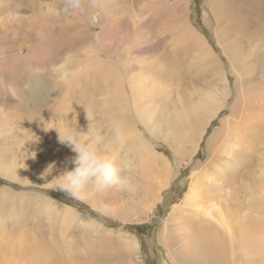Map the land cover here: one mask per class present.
Returning <instances> with one entry per match:
<instances>
[{
  "label": "rangeland",
  "instance_id": "obj_1",
  "mask_svg": "<svg viewBox=\"0 0 264 264\" xmlns=\"http://www.w3.org/2000/svg\"><path fill=\"white\" fill-rule=\"evenodd\" d=\"M28 1L8 0L7 4L10 5V10L8 9L6 12L0 2V25L2 26L4 18L15 17L16 21H21L18 26L22 28L14 33L2 32L0 29V162L4 166H12L19 160L16 165L19 163L18 167L26 169L28 173V177L16 181L0 175V264L7 262L4 259H14L11 257V253L14 249L19 248L22 240L27 243L31 240L41 241L42 237L49 235V237L54 236L60 241L62 240L66 245L73 246L79 243L78 241L80 240H83V242L87 241L90 244L92 243V238L95 237L94 226L90 223L92 221L104 227L106 231H110L111 236H107L112 241H116L120 233L138 238L142 248V258L138 257L139 263L172 264L168 256V250L164 247L163 241L160 242L163 229L168 224H171L170 217L173 219L178 217L179 211L177 210H184V208L195 210V208L190 209L191 207L187 206L189 199H186L192 178L197 179L196 183L198 182L197 185L201 190L200 194L206 192L205 189L208 184L205 183L207 173L205 168L210 166L214 156L213 150H209L211 147L210 142L214 141L212 138L213 136L215 137V133L222 129V123L229 118L233 120L236 114L234 121L237 124L233 121L234 128L231 127L233 131L235 129L230 139L233 144L231 146H235L236 141L234 140L241 138V146L243 148L238 146L234 148H237L243 155L237 153L238 155L234 156L235 159L231 158L236 160V163L231 164L232 167L230 165L228 168H222V177L223 174H225L224 176L233 174V181L237 182L233 186L232 195L234 194L235 199H238L241 210H244V207H246V210L250 207L248 204L254 195L258 196H254L256 202L258 201L255 206L256 210H264V205L260 202L259 195V193H264V175L260 172L262 171L261 167L262 169L264 168V125L262 124V120L264 121V35L258 36V39H252V41H248L249 38L244 41L237 34L238 36H231L234 39L233 45L229 43L230 41L226 42L228 47L230 46L229 48H232V51L235 52L238 59L236 68L245 72L248 76L244 81L245 91L252 98V102H255L254 104L252 103L251 108L252 112H255L256 117L255 115L254 117L251 116L253 113H249L250 118L253 119L246 126L248 120L245 119L246 114L243 115L242 106L239 102L241 96L237 99L239 95L237 96L236 92L237 81L239 78H244V74H239L238 76L233 74L231 71L232 61L223 53L224 51L218 42L217 36L216 38L214 36L217 20L210 12L213 7L211 2H207V0H170V4L174 5V8H171L172 13L171 11L162 12L160 9L158 10L157 5H155L154 9L147 12L149 0H130L133 4H130L131 10L130 8L126 10L128 6L126 3L129 0H105L104 3H101L102 6L98 5L99 0H91L90 4L87 5L79 4L80 0H45L48 5L43 8L39 7V12L36 11L37 13L33 14L29 5L34 6V3ZM85 1L87 2V0ZM156 1L168 2V0ZM259 1H256V4L253 0L254 10L264 13V0ZM83 3H85L84 0ZM184 7L190 12L188 19L189 26L195 30L193 33L195 35L199 33L203 36L204 41L210 44V49L220 61L223 70H220L219 65L211 62L207 64L201 58L195 56L198 54L197 49H199L196 39L193 41V39L189 38L190 40L186 41L179 36L177 37V35H173L172 32L166 31L169 26V16L176 15V13L181 14L180 11L182 12ZM47 8L49 9L47 18H45L44 22H41L40 17L45 14ZM121 12H124V14H121ZM34 16H36L34 19H37L36 22H38L36 23L37 29L34 24L27 26V23H24L25 19ZM15 23H13L14 26L16 25ZM1 26L0 28H2ZM26 27L28 30H26ZM224 34L229 37L225 32H222L221 35ZM242 37L244 38V36ZM92 44L93 46H91ZM194 44L197 45L194 46ZM195 51L197 52L195 53ZM18 54L21 55V58L15 60L13 57ZM95 54H101L103 62H92L90 59ZM7 56L9 58L6 61ZM174 58L176 60L173 62ZM112 61L117 64L114 69H119L118 75L122 76L125 73H130L131 75L129 76H132V81H139V84H143V79L147 81L146 83L144 82V85L150 92L158 89L159 92H155L161 96L154 92L155 95L147 102V105L158 107V111H167L166 115L160 119L163 126L162 130H169L170 128V131H166L167 135L174 133L173 138L176 137L178 140L177 136L181 137L179 141L175 142L174 139L176 140V138L168 139V137L151 133L150 129L139 121L134 110L129 111L127 118H122L123 113L120 112L122 104L118 98V93L121 90L116 85L115 80L106 77L108 73L113 72L108 66L109 64L111 66ZM107 62L108 64H105ZM53 64H66L69 68L77 71L78 75L67 86L58 83L57 78L49 71V66ZM91 64L93 65L91 66ZM205 66H208V68ZM211 66H214V69ZM143 67L145 69H140ZM30 71L35 72L37 75L41 90L38 91L39 88L27 89V93L30 96L20 95V93H24L28 84H32L31 82L26 83ZM149 71L154 73L150 74ZM53 79L56 81L54 82ZM125 85H127L128 96L131 100L130 87L127 82ZM153 85L156 86L154 87ZM151 86L153 87L151 88ZM227 88L230 94L228 105L221 109L222 112L210 123L203 136L198 138V134H188L186 129L189 126H183L185 129L182 125L177 124L178 114H181L185 108H188L189 113H193L195 104L202 100L200 99L201 96L204 95L202 97L204 98L210 92V94H217L227 91ZM39 94L44 95L43 102L45 106H43L42 115H39V111L33 108L36 103L33 99ZM142 98L143 96L138 99ZM221 98L218 97V101ZM22 99H27L28 110H34L36 113L34 112L30 115L26 112V115L23 114V109L21 108L23 106ZM48 105L49 107H46ZM188 105L189 107H187ZM233 105L236 106L234 107ZM255 105L260 107L256 108ZM85 107L88 109L89 114L94 117L95 131H100L101 129L104 134L111 136L110 121L113 119L120 120L123 125L127 126V130L136 129L149 147L159 155L161 154V158L169 160L166 161L169 165L161 162L160 160L162 159L157 161L155 159V166L152 165L151 156L148 159L150 154L146 150L149 147L141 143V140H137V145L130 135L129 137L131 138H128L129 143L127 142L123 148L109 143L107 150L116 158L117 163H122L125 159L131 161V167L125 173L128 177L126 187L106 189L103 192L94 194L88 201L82 202L70 198L64 191L44 185L46 181L41 178L42 172L50 158H53L55 150L63 145L65 146V144L60 145L59 142H56L58 148H52L53 140L57 138V135H55L57 132L55 130L45 131L44 124L51 128L56 125L57 121H64L70 127L74 124L73 129L77 126L80 129V126L83 125L84 116H86V120L88 119ZM261 107L263 110L260 113L258 109ZM234 109H237L235 110L236 114L232 113ZM76 114L80 123L75 117ZM230 114L233 115L230 116ZM238 126L242 127L239 128ZM175 129L178 135H176ZM43 132H47L45 133L46 135ZM184 137L185 141L182 139ZM193 137H196V139ZM259 138L261 139L258 140ZM175 143H178V145ZM66 146L65 149L61 148L63 151L60 148L58 149L63 153L64 165L62 163L57 168L56 174L64 169L63 166L69 169L73 166L70 161L75 156V153L72 152L69 146V148ZM139 146L143 149L137 148ZM173 146L177 149L186 147V151H182V156H179L180 154L177 155L175 153ZM7 150L12 153L9 154ZM45 152L47 153L43 154ZM65 152L66 154H64ZM246 152L248 155H246ZM1 153H5V156ZM16 154L18 155L16 156ZM33 154L35 157H33ZM134 155L137 157H134ZM237 156L239 157L237 158ZM228 157L232 156L228 154ZM147 160L149 161L148 163L146 162ZM12 162L14 163L12 164ZM49 162H52V160ZM194 171L196 175L192 176ZM245 176L248 184L243 186L239 179ZM256 177L260 180L256 179ZM48 179L51 180V177H48ZM202 180L203 182H201ZM222 184L220 183L219 188L218 186L213 187L211 194L214 192L218 195H224ZM250 188L252 191H250ZM246 190L250 195H248L249 193ZM243 194L245 195L243 196ZM243 200L248 201L247 205H245L246 203ZM201 207L199 205L197 209L202 210ZM60 215L59 221L58 217ZM75 215L76 219L75 217H70ZM124 216H127L128 219H123ZM66 217L67 222L70 224L65 221ZM69 217L71 221H68ZM82 218H88L91 221L84 223L85 221ZM76 221L78 224L75 223ZM44 226H46V229ZM58 228L59 230H57ZM73 235L77 237L78 241L75 240V242L72 239V237L75 239ZM136 259L132 264L137 262ZM77 260L79 264H82V258L78 257ZM18 263L20 264L19 261ZM86 263L91 264V261L83 264Z\"/></svg>",
  "mask_w": 264,
  "mask_h": 264
},
{
  "label": "bare ground",
  "instance_id": "obj_2",
  "mask_svg": "<svg viewBox=\"0 0 264 264\" xmlns=\"http://www.w3.org/2000/svg\"><path fill=\"white\" fill-rule=\"evenodd\" d=\"M181 1H184V0H181ZM256 1L258 2V0H254V2H256ZM0 2L3 4V7L5 8V12L8 11V9L10 10V5L7 4L8 0H0ZM28 2L34 3V6L29 5L31 13H33V14L39 12V7L43 8L44 6L48 5V4H46L45 0H29ZM84 2L85 3H83V0H80L79 4L87 5V4H90L91 0H87V2L84 0ZM104 2H105V0H99L98 5L102 6L101 3H104ZM148 2H150V3L149 4L147 3L148 4V6H147L148 11L147 12H149L151 9H154L155 5H157V9L158 10L160 9L162 12H170L171 8H174V5L170 4V0H168V2H166V1L165 2L164 1L157 2L156 0H149ZM207 2H211V4H213L212 10L210 12L212 13V15L215 16V18L217 20L216 21L217 26H216V28H214V36H215V38L217 36L218 42L222 46V50L224 51L223 53L232 61L231 62L232 63L231 64V69H232L231 71L233 72V74L235 76H238L239 74H242V75L244 74V78H239L237 81L236 92H237V96L238 95L239 96H238V98L237 97L236 98L239 99L241 96V100L239 102H240V105L242 106L243 115L246 114L245 119H247L248 121H247V123L246 122L245 123L247 126L248 122L251 119H253V118H250L249 113H253V115H251L253 117L255 115V112H252V108H251V105H253L255 102L254 103L252 102V98H250L247 94L248 92L245 91L244 81L248 76L246 75L245 72H242L241 70L239 71L236 68V63H238V59L236 58L235 52L232 51V48H229L230 46L228 47V45H227L228 43H226V42L230 41L229 43L231 45H233L234 39H232L231 36H235L237 34L240 35L239 36L240 39H242L244 41L247 38H249L248 41H252V39H256V38L258 39V36L264 35L263 34L264 33V13H259L258 11L254 10L253 0H207ZM257 2H256V4H257ZM126 4L128 5L126 10H128V8H130V10H131L130 4H132V3L130 2V0ZM263 5H264V3H263ZM181 7H183V6L181 5ZM114 8H116V7H114ZM259 11H261V10H259ZM47 12H49L48 8L45 11V14L40 17L41 22H44L45 18H47L46 17ZM180 13L181 14L176 13V15L173 14V15L169 16V20H168L169 26L168 27L166 26L168 28V29L166 28V31L167 32L170 31V32H172L173 35H177V37L179 36L180 38H183L186 41H189L190 40L189 38L193 39V41H194V39H196L198 41V44H199L198 45L199 47L198 46H196V47H198L199 49H197L198 54L195 56L197 58H201L202 61H205L207 64L209 62H211L213 64L219 65L220 70H223L222 65H220V61H218L214 52H212V50L210 49V44L205 42L203 39V36L200 35L199 33H197L196 35H195V33H193L195 30H194V28H191L189 26L188 16L190 15V12L187 10V8L184 7L182 12L180 11ZM121 14H124V12H121ZM11 17H12V15H11ZM34 18H36V16L29 17V18L25 19L24 23L25 24L27 23V26L29 24H34V26L36 27V23H38V22H36L37 19L35 20ZM164 19H166V18H164ZM20 22H21L20 20L16 21L15 17L4 18V20L2 21V26L0 25L2 28H0V29L2 30V32L14 33L15 31L22 29L20 26H18V24ZM220 22H222V23L225 22L226 24L224 23L222 25V23L220 24ZM13 23H15L16 25L14 26ZM36 29H37V27H36ZM26 30H28L27 27H26ZM222 32L227 33L229 37H227L225 34H224L225 36L221 35ZM7 35H9V34H7ZM242 36H244V38ZM239 37H238V39H239ZM260 39H261V37H260ZM177 40H179V39H177ZM195 45H197V44H194V46ZM91 46H93V44ZM196 52L197 51H195V53ZM8 58L9 57L7 56L6 61ZM13 58L15 60L20 59L21 55L18 54L16 57H13ZM101 59H102L101 54H95V55H93V57L90 60L92 62L97 63V62H103V60H101ZM174 60H176V58L173 59V62H174ZM107 61H109V60H107ZM88 64H89V62H88ZM105 64H108V62ZM92 65L93 64H91V66ZM115 65H117V64L114 63L113 61H112L111 66H110V64L108 65L113 70V72L111 71L110 73L107 74V76L106 75L105 76L115 80L116 85L121 90V92L118 93V98L122 104V106H121L122 110H120V112L123 113L122 118H124V119L127 118V116H128L127 114L130 113L129 111L134 110L137 114V117L139 118V121L144 123L147 126V128L150 129L151 133H153L155 135L156 134L162 135L163 137H168V139L176 138V137L173 138L174 133L170 134L171 136L169 134L167 135L166 131H170V128H169V130H162L163 126L160 122V119L166 115L167 111H165V112L163 110L158 111L157 110L158 107H152L151 105H149V106L147 105V102H149L153 98V95H155L154 92L158 91V89L155 90L153 88L154 91L152 90L153 92H150V90L147 89L146 86L144 85L147 81H144V79H143V84H139L140 83L139 81H132L131 80L132 76H129V75H131L130 73H125L122 76L118 75L119 69L115 70L114 69L116 67ZM203 65H205V64H203ZM97 66H98V64H97ZM132 67L134 68V66H132ZM136 67L138 68V66H136ZM205 67L208 68V66H205ZM239 67H240V65H239ZM126 68H128V67H126ZM211 68L214 69V66H211ZM140 69H145V68L143 67ZM246 69H248V68H246ZM105 70H104V72H105ZM115 71H117V72L114 73ZM210 71H212V70H210ZM139 73H141V72L139 71ZM149 73L153 74L154 72L151 73L149 71ZM43 76L46 77L45 75H43ZM40 78L44 79L43 77H40ZM144 78H145V76H144ZM37 79L38 78H37V75L35 74V72L30 71V73L28 74V79H27L26 83L31 82L32 84L31 85L28 84L24 90V93H20V95L24 94L26 96H30L27 93V89L30 90L33 88H37V89L39 88L38 91L41 90L40 84L37 81ZM155 80H156V78H155ZM53 81H54V79H53ZM126 82L130 87L131 100L129 99V96H128L129 91L127 90V85H125ZM149 83H148V85H149ZM263 83H264V80H263ZM153 86H151V88ZM263 86H264V84H263ZM148 87H150V86H148ZM246 90H247V87H246ZM228 92H229V89L227 88V91L219 92L217 94H210L211 93L210 92L209 95L207 97H204V98H202L204 95L201 96L200 99H202V100L200 102L197 101L198 103L195 104L193 113H189L188 108H185L183 106L185 109L183 110V112L181 114H178L179 116L177 115L178 116V118H177L178 123L177 124H179L180 126L182 125V127L183 126H189L188 129L190 132L188 131V129L183 127L187 130L186 132H188V134L189 133H191L192 135L198 134L197 135L198 138H199V136H203L205 134L207 128L209 127L210 123L217 117L218 114H220V112H222L221 109L225 108V106L227 107L228 99L230 97V94ZM249 92H251V91L249 90ZM155 93H157V92H155ZM254 93H256V92H254ZM254 93H252V94H254ZM157 95H160V94L157 93ZM141 96H143V98L138 99ZM218 97H222L220 101H218ZM23 98H25V97H23ZM243 98H245V99L243 100ZM49 99H50V96H49ZM159 99H161V98H159ZM33 100L36 101L34 106L32 104L33 108L35 110L39 111V113H40L39 115H42L41 113H42V110L44 109L43 106H45L44 102H43L44 95L39 94L36 97H34ZM21 102L23 104V106H21V108L23 109L22 110L23 114L26 115V112H28L30 115L34 112L36 113V111H34V110H28L27 99H22ZM46 102L49 103L48 101H46ZM47 103H45V104H47ZM50 103H53V102H50ZM182 104H183V101H182ZM157 105H159V104H157ZM46 107H49V105ZM118 107H119V105H118ZM187 107H189V105ZM258 107H260V106H256V108H258ZM235 110H237V109L232 110L233 114H236ZM253 110H254V108H253ZM262 110H263L262 107L260 109H258V111L260 113L262 112ZM47 112H48V110H47ZM133 114H132V116H133ZM233 114H230V116H232ZM78 115H80V114H78ZM236 115L233 117L234 118L233 120H231L232 118L231 119L229 118L222 123V126H223V127H221L222 129L217 131L216 133L214 132L215 137L213 136V138H212V139H214V141L210 142L211 147L209 150L210 151L213 150L212 152H213L214 156H213V161L210 163V166L205 168V172H207L206 177H205V179H206L205 183L208 184V186L205 189L206 192L200 194L201 190H200L199 186L197 185L198 182L196 183L197 179H194V177L192 178L193 180H192V183L190 185V190H189V193H188L186 199L187 200L189 199L187 202V206L191 207L190 209L195 208V210H193V209L187 210L186 208H184V210H177V211H179L178 217H176V219H173L172 217H170L171 224H168L163 229V232H162L163 234L161 236L162 240H160V242L163 241L164 247L168 250V256H169V259L172 262V264H264V210H256L255 206L257 205L258 201L256 202V200L254 198V196H255L254 194H252L254 196L252 197V200L248 204V205H250V207L247 208V210H246V207H244V210H241V208L239 206L238 199H235L234 194L232 195L233 186H235L237 181H235V182L233 181V177H234L233 174L232 175L228 174L227 176H224L225 174H223V177H222V172H221L222 168L223 169L225 167L228 168L231 164L236 163L235 162L236 160H233L231 158L235 159L234 156L237 153L241 154V152H239L237 148H234L235 146H238L239 148L242 147L241 146V143H242L241 138L234 140V141H236L234 147L231 146L232 143L230 140L231 135L233 134L232 132L235 131V129H234V131L232 129L234 128L233 127V124H234L233 121L235 120ZM30 117H32V116H30ZM75 117L78 119L77 114ZM85 117L86 116H84V120L82 121L83 125H81L80 129H79L81 131H87L88 127L91 123L88 119L86 120ZM255 117H256V115H255ZM132 118H134V117H132ZM98 121H100V120H98ZM78 122L80 123V120ZM259 122H261V121H259ZM74 123H77V122H74ZM262 124L264 125L263 120H262ZM73 125L71 127H73ZM163 125H165V124H163ZM124 127L127 128L126 125H124ZM231 127H233V128L231 129ZM240 127H242V126H240ZM165 128H167V127H165ZM185 129H184V131H185ZM135 130L136 129L129 130L131 133L132 139L135 140L136 143H137V140H141L142 141L141 143L146 144L142 135L137 130L136 131ZM176 131L177 130L175 129V132ZM246 131H248V130L246 129ZM186 132H184V133H186ZM43 133H44V135H46L45 133H47V132H43ZM96 133L98 135H100L102 137V140H103V143L100 145L101 149L107 151L110 136H108L107 134H104L101 131V129H100V131H96ZM55 135H57L56 136L57 138L55 140H53L54 144L52 145L53 146L52 148L57 149L58 147L56 146L57 145L56 142H59L58 141V133L57 134L55 133ZM176 135H178V133ZM45 137H47V136H45ZM177 137H178V140H177V138H176V140L174 139L175 142L179 141V139L181 138V137L179 138V136H177ZM129 138H131V137H129ZM190 138H191V136H190ZM193 138L196 139V137H193ZM39 139H41V138H39ZM182 139H184L183 141H185V137ZM260 139L261 138H259L258 140H260ZM13 140H14V138H13ZM127 142L129 143V141H127ZM253 143L255 144V142H253ZM172 144H173V142H172ZM175 144L178 145V143H175ZM60 145H61V143H60ZM130 145H132V143H130ZM137 145H138V143H137ZM141 145H143V144H141ZM63 146H61L59 148L65 149L66 145L64 147ZM134 146H135V144H134ZM170 146H172V145H170ZM12 147H10L11 150H13ZM55 147H57V148H55ZM66 147L69 148L68 146H66ZM181 147H184V146H181ZM10 148H7V149H10ZM137 148L143 149V148H141V146H139ZM185 148L184 149H177L174 147V150L176 151L175 153L177 155L180 154L179 156H182V151H184ZM14 149L16 150L15 146H14ZM58 149L55 150V152L52 156L53 158H50V160H52V162L55 161L57 163V168L63 163V158H64L63 153H62L63 150L61 149L62 151H60ZM187 149H188V147H187ZM42 150H43V148H42ZM66 150H70V149H66ZM146 150L150 154V155H148V159L151 156V162H152V165H154V166H155V162L158 159H162L160 161L164 162V163H167L166 161H169L167 159L165 160V159L161 158L162 155L160 154L161 155L160 156L151 147L147 148ZM7 152H8V150H7ZM47 152H45L43 154H46ZM66 152L64 154H66ZM8 153L10 154L12 152L9 151ZM133 153H134V151H133ZM1 154H3L5 156V153H1ZM67 154H68V152H67ZM228 154H230V156H232V157H228ZM17 155L18 154H16V156ZM241 155H243V154H241ZM246 155H248L247 152H246ZM46 156L50 157L51 154H50V156L49 155H46ZM239 156H237V158ZM134 157H137V156L134 155ZM144 159H145V157H144ZM155 159H156V161H155ZM210 159H212V158H210ZM45 161H47V160H45ZM49 161H48V163H50ZM9 162H10V160H9ZM15 162H16V160H15ZM146 162L148 163L149 161L147 160ZM6 163H7V161H6ZM13 163L14 162H12V164ZM16 163H15V165L11 164L12 166H4L0 162V175H3L6 178H8L10 180H15V181L19 180V179L22 180V179H25L26 177H28V173H27L26 169H24L22 167H18L19 163L17 165H16ZM158 164H159V162H158ZM36 165H38V164H36ZM63 165H64V163H63ZM259 165H260V163H259ZM138 166H139V164H138ZM260 166H259V168H260ZM263 166H264V164H263ZM33 167L36 168V166H34V165H33ZM63 167L65 168V166H63ZM231 167H232V165H231ZM263 169L261 167L262 171H260V172H262V174L264 175ZM131 171H132V169H131ZM37 173H38V171H37ZM165 173H166V171H165ZM195 173L196 172L194 171V174L192 176H195L196 175ZM29 174H31V173L29 172ZM235 174H237V173H235ZM256 179H258V178L256 177ZM258 180H260V179H258ZM201 182H203V180ZM239 182H241V184H243V186L248 184V182L246 181V176L239 179ZM249 182H251V181H249ZM220 183H223L222 188L224 189V195H218L214 192L211 194V190L213 189V187L218 186V188H219ZM256 186H253V187H256ZM217 190H220V189H217ZM238 190H239V188H238ZM250 191H252L251 188H250ZM239 192H240V190H239ZM254 192H256V191H254ZM247 193H249V192L247 191ZM240 194H241V192H240ZM244 195L245 194H243V196ZM248 195H250V193ZM259 195H260V202L264 205V193H259ZM255 197H258V196H255ZM202 198H203V200H202ZM246 200H243L244 203H246L245 205H247V202H248V201L246 202ZM199 205L202 206L201 207L202 210L197 209V208H199ZM205 205H206V207H205ZM204 209H206V210H204ZM67 216H69V215H67ZM60 217H61V215L58 217V220ZM70 217H75V219H76V215L70 216ZM70 217H69L68 221H71ZM123 219H128V218H127V216H124ZM82 220L85 221L84 223H86V222L89 223L91 221L88 218H86V219L82 218ZM87 220H89V221H87ZM52 221H54V220H52ZM65 221L67 222V217L65 218ZM67 223H69V222H67ZM75 223H77V221ZM90 223H92V225L94 226L93 232L95 234V237L92 238V243H90V244L87 243V241L86 242H83V240L78 241L77 237H75L73 235L75 237V239L73 237H72V239L74 241L77 240L79 243H77L73 246L66 245V244H64V242L62 240L60 241V239L55 238L54 236H52L53 237L52 238V237H49V235H48L46 237H42L41 241L31 240L27 243L26 241L24 242L22 240V242H20V244H19V248L14 249L13 252L11 253V257H13L14 259H12V260L4 259V260H7L8 264H19L18 261L20 262V264H47L49 262L51 264H79L77 258L80 257V258H82V261H81L82 264L85 262H89V261H91V264H128V263L132 264V262H134V260L137 258L136 263L137 264H143V263L138 262V260H139L138 257L142 258V248H141V244H140L138 238L130 237V236H127L125 234L120 233L118 235L119 238L116 239V241H112L111 238H108V236H107V235L111 234L110 231H108V230L106 231L104 227L97 225V223H95L93 221ZM72 224H74V223H72ZM82 225H83V222H82ZM44 227L46 229V226H44ZM47 230H48V228H47ZM57 230H59V228ZM60 230H62V229H60ZM55 232H53V233H55ZM62 232H64V231H62ZM64 235H66V234H64ZM57 236H60V235H57ZM80 238H81V236H80ZM66 241H68V240H66ZM16 245H18V244H16ZM6 263H4V264H6Z\"/></svg>",
  "mask_w": 264,
  "mask_h": 264
},
{
  "label": "clouds",
  "instance_id": "obj_3",
  "mask_svg": "<svg viewBox=\"0 0 264 264\" xmlns=\"http://www.w3.org/2000/svg\"><path fill=\"white\" fill-rule=\"evenodd\" d=\"M49 71L57 78L58 83L65 86L71 84L78 75L77 71L66 64L50 65ZM86 112L91 122L87 131L79 130L78 126L73 129L64 121H57L51 128L44 124L45 131L55 130L58 133V141L69 146L75 156L71 158L70 163L73 166L70 169L65 167L58 174H54L57 172V163L53 161L47 164L41 174V178L46 181L44 185L64 191L70 198L82 202L106 189L126 187L128 177L125 173L131 167L129 159L117 163L113 155L101 149L103 140L94 130V117L89 114L87 108ZM109 127V143L123 148L131 135L130 131L116 119L110 121ZM48 177H51V180Z\"/></svg>",
  "mask_w": 264,
  "mask_h": 264
}]
</instances>
